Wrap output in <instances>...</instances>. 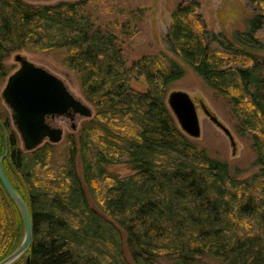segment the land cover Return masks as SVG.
Here are the masks:
<instances>
[{
	"label": "trees",
	"instance_id": "trees-1",
	"mask_svg": "<svg viewBox=\"0 0 264 264\" xmlns=\"http://www.w3.org/2000/svg\"><path fill=\"white\" fill-rule=\"evenodd\" d=\"M249 3L227 37L206 29L196 0H172L161 51L143 28L144 0H0V86L13 54L57 52L94 112L62 150L26 153L0 98L1 164L32 226L15 264H264V0ZM187 72L235 115L254 152L250 177L180 129L167 97ZM23 233L0 182V262Z\"/></svg>",
	"mask_w": 264,
	"mask_h": 264
},
{
	"label": "rangeland",
	"instance_id": "rangeland-1",
	"mask_svg": "<svg viewBox=\"0 0 264 264\" xmlns=\"http://www.w3.org/2000/svg\"><path fill=\"white\" fill-rule=\"evenodd\" d=\"M25 1L33 5H53L60 1L77 2L80 0ZM133 1L134 0H132V2ZM144 1L148 4L149 9L147 18L143 23V28L147 32L146 36L155 47L161 51H165L166 46L163 42V37L165 36L170 25V9L172 0ZM196 1L200 4V10L198 14L201 15V18L206 25V29L216 34L223 33L227 37H230L235 30L242 29L244 19H246L255 11V6L251 5L249 0ZM256 38L259 41L264 42V28L256 34ZM17 54L26 58L33 65L47 70L63 81L69 92L76 99L87 105L93 112L92 107L86 103L82 96L77 77L75 74L63 67L61 64V58L57 52L36 53L32 51H22ZM17 54H13L8 60L5 61V65L10 70L9 76L19 69V64L14 60ZM6 81L0 86V98L5 88ZM129 85L133 90L141 92H145L147 90V85L143 78H134L130 81ZM171 91H182L187 93L197 107L201 135L199 139L192 140L195 144H197L200 148L205 149L211 157L227 163L232 170L235 168L240 169L243 172V175H241L242 178H248L251 176V174L257 171V168L252 167L254 152L250 147V143L246 137L242 138L237 134L235 129V115L231 113L230 108H228L222 99L218 98L211 90L207 89L199 79L192 75L191 72H187L186 77L173 86ZM2 104L4 109L7 110L11 116L9 109L4 105L3 100ZM203 107L206 108L214 117H216L218 121H220L221 124L231 133L236 144L234 149L231 147L228 137L206 116L203 111ZM83 121L86 120L80 117H76L74 121H70L66 117H56L54 119L49 118L48 124L51 127L60 128L63 131V140L55 146L62 150L64 147L65 138L68 135L74 133V131L71 129V125H75L77 131ZM116 170L121 176H127L130 174L122 167H118Z\"/></svg>",
	"mask_w": 264,
	"mask_h": 264
},
{
	"label": "water",
	"instance_id": "water-1",
	"mask_svg": "<svg viewBox=\"0 0 264 264\" xmlns=\"http://www.w3.org/2000/svg\"><path fill=\"white\" fill-rule=\"evenodd\" d=\"M19 69L6 81L1 98L11 113V121L18 133L22 150L26 153L41 147L45 142L52 145L63 140V131L48 124V119L66 117L74 121L76 117L85 120L93 117L92 110L76 99L63 81L37 67L21 55H16ZM167 105L182 132L191 140L201 135L197 107L190 96L182 91H172L167 97ZM203 111L210 121L229 139L231 147L236 144L231 133L206 108ZM75 132L76 126L71 125ZM0 182L6 193L18 208L23 220L24 233L18 248L0 264H15L27 253L32 241L31 218L26 203L10 185L1 164ZM29 264V257L26 259Z\"/></svg>",
	"mask_w": 264,
	"mask_h": 264
}]
</instances>
